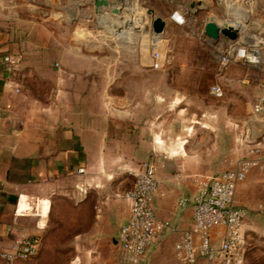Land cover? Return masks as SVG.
<instances>
[{
    "label": "crops",
    "instance_id": "1",
    "mask_svg": "<svg viewBox=\"0 0 264 264\" xmlns=\"http://www.w3.org/2000/svg\"><path fill=\"white\" fill-rule=\"evenodd\" d=\"M160 1L172 5L165 16L148 6L165 30L186 26L183 6L193 3L194 10L207 6L223 15L206 18L201 32L209 19L264 24V0ZM101 10L103 18L92 0H0V251L40 239L33 257L11 264H183L174 245L193 211L179 199L191 198L201 180L236 168L250 148L264 157V118L252 110L264 62L232 63L246 73L240 95L225 96V107L192 106L183 65L154 70L145 46L138 59V0H124L118 15ZM174 10L184 25L169 19ZM142 25L153 35L146 17ZM212 85L223 97L222 86ZM152 154L153 205L169 226L136 258L118 235L129 214L127 192ZM235 203L264 212V162L237 186Z\"/></svg>",
    "mask_w": 264,
    "mask_h": 264
},
{
    "label": "built area",
    "instance_id": "2",
    "mask_svg": "<svg viewBox=\"0 0 264 264\" xmlns=\"http://www.w3.org/2000/svg\"><path fill=\"white\" fill-rule=\"evenodd\" d=\"M169 19L177 25L186 23L185 16L177 10L170 13ZM237 24L235 27L240 35L247 33L249 42L257 41L259 46L247 47L240 45L237 40L231 41L223 37L220 63L226 66L232 63L257 65L264 62V24ZM173 58L166 46L162 58L151 61V67L161 70L168 66ZM4 61H10V57H5ZM210 90L216 97L223 95L222 89L217 85H212ZM252 110L264 118V83L260 84ZM260 162L258 148H250L248 155L241 159L236 168L201 180L191 198L179 199V205L190 204L193 211L190 227L174 245L175 256L180 262L195 264L199 257H203L206 264H247L244 223L248 211L236 205L235 194L237 186L245 180L253 167L260 166ZM78 172L82 173L84 169L79 168ZM155 172L156 156L152 154L140 163L134 184L127 192L130 209L118 237L122 249L136 258L143 256L157 241L162 230L169 226L166 220L157 217L153 205V196L158 189ZM39 246V238H24L10 249L0 251V260L9 264L26 260L38 252Z\"/></svg>",
    "mask_w": 264,
    "mask_h": 264
},
{
    "label": "rangeland",
    "instance_id": "3",
    "mask_svg": "<svg viewBox=\"0 0 264 264\" xmlns=\"http://www.w3.org/2000/svg\"><path fill=\"white\" fill-rule=\"evenodd\" d=\"M183 2L186 3V1ZM148 5L156 7L157 12L163 16H165L168 9L172 8V5H167L165 1L138 0V8L144 13L136 17L141 20L137 23L138 29L135 31L137 34L138 59L141 57L139 52H141L143 46L147 49L150 63L158 58H162L167 46L174 56L169 65L181 64L184 66L182 80L184 82L185 102L189 100L188 96H191L192 106L200 104L201 108H203L210 103H214L213 105L219 110L226 105L225 96L235 97L240 95L239 86L242 85L240 76L245 74L246 71L238 70L241 68L240 64L223 66L219 61L221 47L224 43L223 37L214 41L206 37L203 31L201 32L202 23L206 18L221 19L222 21L223 15L221 12L218 10V12H215L212 8L201 6L198 8L196 16L193 13V8H195L194 3L191 7L183 6L184 9H189L187 17L190 22L184 27L168 24L164 33L160 37L155 38L154 35H148V28H144L142 25L145 17L147 18L146 10L148 8L154 10L152 6ZM235 66L237 70L229 71L231 67L235 68ZM174 73L169 71V77H172ZM212 84L222 86L224 89L223 97L218 98L210 93V86ZM258 154L261 157V166L264 162V157L259 148ZM251 210L248 209V215L244 223L246 263L264 264V212L261 208L258 211Z\"/></svg>",
    "mask_w": 264,
    "mask_h": 264
},
{
    "label": "water",
    "instance_id": "4",
    "mask_svg": "<svg viewBox=\"0 0 264 264\" xmlns=\"http://www.w3.org/2000/svg\"><path fill=\"white\" fill-rule=\"evenodd\" d=\"M92 3L94 5L95 14L98 15L100 18L104 17V11L101 10V8L107 9L109 12H111L114 15H118L122 8L124 7V0H92ZM198 5H201V3H197ZM193 4H191L192 6ZM194 15L197 16L198 11L194 10ZM147 14V20H148V27L151 30V32L154 35H162L165 30L166 21L161 18L160 16H156L154 13V10L151 8H148L146 10ZM128 26V23L122 24V26H117L116 30H121L123 28H126ZM134 31H137V27L135 26ZM203 32L206 36H208L211 40H218L220 37H224L231 41H236L243 46L247 47H257L259 46V43L257 41L249 42L248 38L249 35L247 33L241 34L239 33V30L237 27L226 23V21H223L221 23H217L212 19H209L205 22L203 27Z\"/></svg>",
    "mask_w": 264,
    "mask_h": 264
},
{
    "label": "bare ground",
    "instance_id": "5",
    "mask_svg": "<svg viewBox=\"0 0 264 264\" xmlns=\"http://www.w3.org/2000/svg\"><path fill=\"white\" fill-rule=\"evenodd\" d=\"M228 24H231V23H228ZM231 25H233V24H231ZM233 26H235V25H233Z\"/></svg>",
    "mask_w": 264,
    "mask_h": 264
}]
</instances>
